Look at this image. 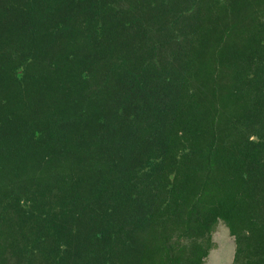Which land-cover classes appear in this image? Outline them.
<instances>
[{
    "label": "trees",
    "instance_id": "obj_1",
    "mask_svg": "<svg viewBox=\"0 0 264 264\" xmlns=\"http://www.w3.org/2000/svg\"><path fill=\"white\" fill-rule=\"evenodd\" d=\"M264 264V0H0V264Z\"/></svg>",
    "mask_w": 264,
    "mask_h": 264
},
{
    "label": "rangeland",
    "instance_id": "obj_2",
    "mask_svg": "<svg viewBox=\"0 0 264 264\" xmlns=\"http://www.w3.org/2000/svg\"><path fill=\"white\" fill-rule=\"evenodd\" d=\"M213 241L216 247L210 252L206 264H232L235 252V242L230 236L229 230L223 223H220Z\"/></svg>",
    "mask_w": 264,
    "mask_h": 264
},
{
    "label": "flooded vegetation",
    "instance_id": "obj_3",
    "mask_svg": "<svg viewBox=\"0 0 264 264\" xmlns=\"http://www.w3.org/2000/svg\"><path fill=\"white\" fill-rule=\"evenodd\" d=\"M227 228V227H226ZM228 229V228H227ZM230 233V232H229ZM215 234V233H214ZM233 238V237H232ZM234 239V238H233ZM235 242V241H234ZM236 247V246H235ZM234 255H235V252H234ZM233 261H234V258H233ZM233 264V263H232Z\"/></svg>",
    "mask_w": 264,
    "mask_h": 264
}]
</instances>
